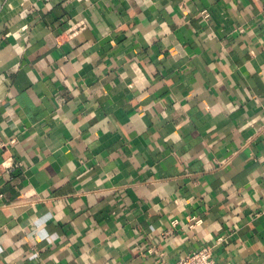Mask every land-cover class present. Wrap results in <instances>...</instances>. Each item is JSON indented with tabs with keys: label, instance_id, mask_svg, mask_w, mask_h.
Masks as SVG:
<instances>
[{
	"label": "crops",
	"instance_id": "1",
	"mask_svg": "<svg viewBox=\"0 0 264 264\" xmlns=\"http://www.w3.org/2000/svg\"><path fill=\"white\" fill-rule=\"evenodd\" d=\"M0 134V264H264V0H0Z\"/></svg>",
	"mask_w": 264,
	"mask_h": 264
},
{
	"label": "built area",
	"instance_id": "2",
	"mask_svg": "<svg viewBox=\"0 0 264 264\" xmlns=\"http://www.w3.org/2000/svg\"><path fill=\"white\" fill-rule=\"evenodd\" d=\"M206 14V11L203 12ZM16 141L15 138L4 139L0 134V149L12 145ZM13 167L11 163L7 165L5 162L0 163V177L3 172L7 169ZM191 225H196L201 222V219L196 217H190ZM174 224L177 221H173ZM170 264H221L214 258L213 248L212 247H202L199 250L193 251L185 257L180 258L179 260L170 263Z\"/></svg>",
	"mask_w": 264,
	"mask_h": 264
},
{
	"label": "clouds",
	"instance_id": "3",
	"mask_svg": "<svg viewBox=\"0 0 264 264\" xmlns=\"http://www.w3.org/2000/svg\"><path fill=\"white\" fill-rule=\"evenodd\" d=\"M40 238H42V237H40Z\"/></svg>",
	"mask_w": 264,
	"mask_h": 264
}]
</instances>
